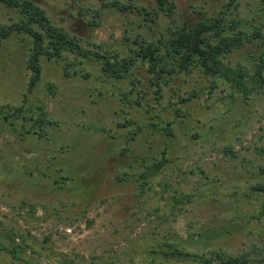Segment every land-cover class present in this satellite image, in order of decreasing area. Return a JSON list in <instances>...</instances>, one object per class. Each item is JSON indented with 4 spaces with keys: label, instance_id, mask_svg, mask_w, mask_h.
Returning <instances> with one entry per match:
<instances>
[{
    "label": "rangeland",
    "instance_id": "rangeland-1",
    "mask_svg": "<svg viewBox=\"0 0 264 264\" xmlns=\"http://www.w3.org/2000/svg\"><path fill=\"white\" fill-rule=\"evenodd\" d=\"M25 1L32 2L44 11L53 25L64 28L70 35L79 38L86 49L101 46L102 50L119 53L121 57L134 48L131 41L125 39L124 29L129 31L130 36L137 34L144 41H154L161 35L167 37L169 32L183 25L194 27L199 21L222 10L228 2L171 0L175 5L172 18L159 13L157 22L152 25L144 24L147 23L144 22V15L131 10L130 6H143L151 11L156 9L154 0ZM116 1L127 7L120 10L118 7L113 8L111 3ZM239 10L248 19L264 16V6L258 2L242 0ZM18 20V12L0 2V24H11ZM253 46L230 55L227 62L232 65L242 62L244 55ZM31 47V39L23 34H12L0 45V109L22 105L30 78L27 61ZM71 58L73 64L68 63L71 65L68 68L64 62H49L45 58L40 62L41 79L28 96L25 107L34 110V117L39 115L38 108H42L56 127L47 128L52 142L42 143L38 148L41 151L48 149L47 161L50 149L55 150L61 144L72 146V143L81 142L89 147V151H94L95 155L105 159L110 179L107 185L116 187L112 174L117 170L115 162L120 157L117 154L118 148L128 145L131 153L141 155L139 145L146 142V133L137 141L126 142L122 137L127 136V131L132 128H121L119 125L126 121L143 125L146 120L142 108L125 106L120 100L131 89V82L136 84L135 79L141 82L138 85L141 90L149 88L147 64L138 61L130 70L128 79L118 81L104 76L98 62L80 63L82 59L77 55ZM73 71L77 72L74 76ZM208 82L198 69L193 70L190 75L181 74L166 89L165 104L168 100L175 101L170 88L179 87L185 92L208 86ZM219 88L208 101V92H205L201 98L185 105L184 109L190 116L185 120L186 123L179 122L174 127H177L178 141L184 146L179 147L180 158H177L184 161L178 162L180 168L164 178L173 188L166 191L162 199H159L162 189L157 187V178L153 183L154 190L147 192L145 202L142 203L136 201L133 183L114 188L115 190L112 188L103 205L94 204L85 218H80L74 224L68 223L65 217L79 216L77 211H72L69 207H66L69 211L65 207L60 208L53 201L56 195L40 186L43 181L20 175L22 166H27L28 170L34 169L32 159H38L41 163L39 170H45L48 162L40 158L41 151L33 147V140L25 135V130L19 129L18 121L14 122L15 128L17 127L14 132L0 118V234L4 236L0 237V242L6 246L10 242L8 236H14V244L23 250L18 260L0 251V264H105L106 261L114 262L109 264H146L143 252L157 242V233L168 226L172 231L186 233L189 225L196 220L200 224H227L224 218L229 220L236 217L237 213L241 214L237 222L246 226L249 217L259 213L264 200V88L249 96L246 101L239 95L230 97L231 90L228 86L226 89ZM222 89H225L224 93L221 92ZM146 106L143 104V108ZM152 112L157 113V109ZM164 115L169 116L167 119H172V115ZM29 125L30 123L27 128ZM200 126L209 137L203 147L189 139L193 128L198 130ZM89 127L90 130H86ZM99 129L105 131H98ZM185 132L189 134L187 138ZM157 142L154 139L148 144L157 147ZM228 145L235 152L234 157L222 149ZM69 155L60 156L62 167L75 165L73 157ZM45 162L46 165H43ZM124 163L128 164L127 161ZM200 169L211 175L214 181H201L203 176ZM118 172H123V169ZM30 184H33L31 189L26 190ZM255 186L259 187V191L250 190ZM198 189L203 196L206 194L209 198L193 197L190 203L177 206L173 216L168 220L164 218L166 222H162L159 216L163 213L159 212L157 215V206L169 214L174 205L168 197L176 190L191 194ZM241 191L249 194V201L238 193ZM22 197H35L34 213L30 211L28 203L24 206L21 204ZM60 198L57 197L56 200ZM213 198L215 201L210 202ZM43 207L48 211L43 210ZM51 207H59L57 211L61 212L60 216L51 215ZM46 215L51 216L44 221L36 219ZM263 224L264 217L261 220H251L247 226L252 233L248 237L246 233H236L226 239V242L223 241L222 247L228 252L240 253L248 250L252 240L264 248Z\"/></svg>",
    "mask_w": 264,
    "mask_h": 264
},
{
    "label": "trees",
    "instance_id": "trees-1",
    "mask_svg": "<svg viewBox=\"0 0 264 264\" xmlns=\"http://www.w3.org/2000/svg\"><path fill=\"white\" fill-rule=\"evenodd\" d=\"M154 1L156 9L151 11L143 6L140 8L134 4L130 6L131 10L144 15V22H147L144 24L154 25L157 22L159 13L169 18L174 15L175 5L171 0ZM241 1L228 0L222 10L199 21L194 27L183 25L169 32L167 37L161 35L154 41H144L137 34L130 36L129 31L124 29L125 39L131 41L134 48L130 49L129 54L121 57L119 53H113L107 49L102 50L101 46L97 49H86L79 38L70 35L66 29L53 25L45 16V12L30 1L0 0L7 8H13L19 14L17 22L0 24V45L12 34L26 35L32 42L27 61L30 78L27 91L23 94L22 105L13 108L2 107L0 118L14 132L17 129L14 122L18 121L19 129H24L25 135L32 138L33 147L38 151L42 150L38 148L42 143L52 142L47 128L56 127L55 122L47 118V114L42 108H38L39 115L34 117V110L25 107L28 96L32 94L41 79L40 62L43 58L49 62H64L68 68L71 67L68 63L73 64L70 61L72 60L71 56L77 55L82 59L80 63H84V61L100 63L102 74L107 78L118 81L128 79L130 70L138 61L147 64L146 70L150 75L149 88L141 90L138 87L141 82L135 79L136 84L131 82V89L128 93L123 94L120 100L125 106L142 108V114L146 117V120H144L143 125L129 121L119 125L121 128H132L127 131V136L122 137L126 142L137 141L145 133L146 142L139 145L141 155L131 153L132 150L128 145L118 148V151L114 149L120 156L117 157V161L115 160L117 175L116 172L112 174L116 181V187L107 185L110 179L108 176L109 171L105 168V159L102 160L101 157L95 155L94 151H89V147L82 145L81 142L72 143V146L61 144L55 150L50 149V158L48 157L47 161L45 159L48 155L46 153L48 149L41 151L40 158L48 162L45 170H39V165H42L38 162V159L36 161L32 159L34 163H31L34 165V169L28 170L27 166L21 167L23 169L21 176L24 175L31 180L37 178L43 181L40 186L47 192L56 195L53 201L57 202L60 208L65 207L66 209V207H69L73 209L72 211L78 212L79 216L65 217L68 223L74 224L80 218L83 217L84 219L94 204L103 205L106 198L108 199L107 195H110L112 188V190H115L114 188H122L131 183L135 184L134 196L136 201L142 203L145 202L144 197L147 192L154 190L153 183L157 178V187L162 189L159 199H162L164 193L173 188L172 184L165 181L164 178L169 177L170 172L180 168L178 162L184 161L179 160L178 154L181 151L179 147L183 148L184 146L178 141L177 127H174L179 122L186 123L185 120L190 116V113L184 109L185 105L201 98V95L205 92H208L206 99L208 101L209 98L213 97V93L220 89L219 87L226 89V86H228L231 90L230 97L235 98L236 95H239L245 101L249 96L263 90L264 20L262 19H264V16H253L248 19L244 12L239 10ZM249 1L258 2L264 6V0ZM111 6L113 8L118 7L119 10L127 7L120 5L119 1L111 3ZM86 11H89V9ZM250 45L254 46L244 55V62H237L235 65L227 62L230 55ZM74 66H77V64L74 63ZM195 69H198L200 75L204 79H208L210 84L203 88H192L185 92L180 90L179 87L170 88L175 101L168 100L165 104V91L171 83L181 74L190 75ZM76 73V71H73L72 76ZM225 89H222L221 92L224 93ZM143 104L147 106L143 108ZM154 108L157 109V113L152 112L155 110ZM167 113L170 116L172 115V119H167L169 116L164 115ZM28 123L30 125L27 128ZM197 124H200V121H197ZM201 126L198 130L193 128L189 139L203 147L206 144V138L208 140L209 137L207 132L201 130ZM88 129L90 130V127L86 128V130ZM98 131L104 132L105 130L99 129ZM185 135L187 138L189 134L186 133ZM154 139L158 141L157 147L148 144L149 141ZM222 149L225 153L235 156L231 145ZM67 154H70L69 157H73L75 161L73 167H69V165L61 166L60 156ZM124 159L128 164L124 163L126 162ZM46 162L43 165H46ZM120 169H123V172H118ZM200 172L203 176L201 181H214V178L203 169H200ZM32 185L30 184L26 190H30ZM250 190L257 192L259 187H251ZM193 192L190 194L176 190L172 196L168 197L174 205L169 214H166L163 212L164 209L157 206V215L159 212L163 213L162 216H159L162 222H166L169 217L173 216L177 206L190 203L193 197L199 199L209 198L206 194L203 196L200 189L193 190ZM238 193L243 194L242 198L249 201V194L242 193V191ZM157 195H159L158 192ZM57 197L61 198L56 200ZM213 201H215L214 198L210 200V202ZM27 203L30 211L34 213L36 207L35 197H22L21 204L24 206ZM59 207H51L49 209L53 212L51 215L60 216L61 212L57 211ZM46 209L43 207V210ZM69 210L66 209V211ZM51 215L36 219L44 221ZM240 215L237 213L236 217L233 216L229 220L224 218L227 224L217 223L212 225L209 222L200 224L196 220L192 225H189L186 233L172 231L171 227L168 226L164 231L157 233V242L151 244L143 252V259L146 264H170L171 262L174 264H264V248L255 244L252 240L248 245V250L240 253L234 254L222 247V242H226V239L236 233H246L247 237L252 233L247 225L251 220H261L264 217V200L259 213L250 216L245 223L246 226H241L237 222L241 218ZM214 217L217 219L216 215ZM262 228H264V224ZM0 237L4 236L0 234ZM8 239L10 242L6 246L0 242V251L8 253L15 260L20 259L23 250L20 246L14 244V236H8ZM109 263L114 262L106 261L105 264Z\"/></svg>",
    "mask_w": 264,
    "mask_h": 264
}]
</instances>
